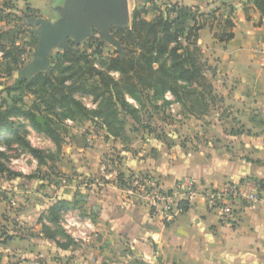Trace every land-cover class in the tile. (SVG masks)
Here are the masks:
<instances>
[{
	"label": "crops",
	"instance_id": "obj_1",
	"mask_svg": "<svg viewBox=\"0 0 264 264\" xmlns=\"http://www.w3.org/2000/svg\"><path fill=\"white\" fill-rule=\"evenodd\" d=\"M43 1L35 5L42 14L48 0ZM68 1L56 3L55 14L64 17ZM128 2L131 21L126 27L137 3L145 5L148 19L171 4L179 8L172 16L183 14L180 8L204 13L218 9L214 28L203 27L198 40L217 100L204 113L188 112L173 102L171 111L180 108L183 118L175 117L170 124L160 118L152 128L138 124L146 127L139 131L127 124L124 138L108 136L106 130L83 121L91 134L79 130L71 138L63 134L60 147L51 140L52 153L45 164L33 157L36 165L12 169L21 176L4 174L0 264H264V203H238L234 219L227 223L199 196L180 203L167 219L128 198L117 177L151 175L165 190L188 177L201 189L249 181L264 197V16L252 0H135L132 11ZM228 16L234 36L223 42L215 32ZM193 24L190 16L181 17L180 26L188 29ZM35 39L38 46L40 30ZM66 48L62 42L49 47L47 68L38 64L42 57L33 54L34 66L21 77L48 70L51 56ZM108 152L116 157L109 164L103 161ZM61 159L59 168L55 165ZM57 168L62 177L55 174ZM78 188L83 193L75 195ZM10 198L20 203L18 210L11 208ZM57 199L78 200L62 210L54 224L46 217ZM44 224L63 233L49 238Z\"/></svg>",
	"mask_w": 264,
	"mask_h": 264
},
{
	"label": "trees",
	"instance_id": "obj_2",
	"mask_svg": "<svg viewBox=\"0 0 264 264\" xmlns=\"http://www.w3.org/2000/svg\"><path fill=\"white\" fill-rule=\"evenodd\" d=\"M252 2L264 16V0ZM6 6L7 0H0V20L3 21L13 14L5 12ZM177 9L171 4L166 11L160 10L159 15L148 19L145 5L137 3L132 11L131 25L113 27L116 38L124 46L121 51L105 55L104 41L94 36L81 44L68 39L69 48L51 56L48 70L30 78L20 77L10 85L1 81L19 68L27 44L25 39L20 42L24 36L18 34V26L6 30L0 28V143L18 141L42 165L46 163L47 155L24 137L25 124L60 147L67 120L91 121L106 130L108 136L124 138L127 117L142 124L141 111L147 112L150 107L160 109L178 102L188 112H206L217 96L206 76L209 67L202 59L199 31L206 25L214 28L212 23L217 19L218 9L204 13L180 8L183 14L172 16ZM182 16H190L193 26L188 29L180 26ZM233 26L228 16L215 35L220 41H228L234 36ZM114 72L119 76L116 77ZM167 93L173 99L168 100ZM27 96L33 98L30 103L26 101ZM82 97H91L96 107L89 108ZM128 98L134 99L137 105ZM3 155L0 151V157ZM4 174L21 176L0 161V176ZM117 177L123 186L124 174ZM77 200L57 199L49 207L46 218L58 224L62 210ZM43 230L49 238L63 233L47 224L43 225Z\"/></svg>",
	"mask_w": 264,
	"mask_h": 264
},
{
	"label": "rangeland",
	"instance_id": "obj_3",
	"mask_svg": "<svg viewBox=\"0 0 264 264\" xmlns=\"http://www.w3.org/2000/svg\"><path fill=\"white\" fill-rule=\"evenodd\" d=\"M30 0H7V6H6V13H13L9 16V18H7L6 21L0 20V28L3 30H6L8 28L15 26H18V34L23 37V40H21L20 42H25L26 40V44H27V52L24 54L23 57V61L20 64L19 68H17L13 75L4 79L3 81H1L2 83H6V85L8 84H12L14 83L19 77H21L23 75V72H28L30 69H28V66H32L31 63L32 60L34 59L33 54H35V50L37 48V43L38 40L35 39L36 34L38 33L39 30H43L41 23H37V20L40 18H44L46 21L52 23V21H55L58 17L59 14H55L54 12V8L53 6L57 3V4H65V0H48L47 3V8L46 10H44V13H40V10L35 8L36 4H40L43 3L45 1H41V0H32L30 2H27ZM130 1V8L131 11L134 7V3L135 0H129ZM30 4L31 7L26 9V5ZM92 3L91 1H88L86 4H84L83 6H86L87 9H89L88 4ZM13 5L14 8H11ZM94 8L96 9L97 6H95L94 4ZM90 10V9H89ZM30 15V16H29ZM131 16H129V18L127 19L126 23L124 24L125 26L128 25L131 21L130 19ZM66 19V16L64 15H60L59 17V21H63ZM115 24H112L108 30H106L104 28V26L101 25H92L89 27V30L87 32V34L85 36H83V34H71L68 35L67 38L70 39H74L75 41H77V39H79V41H81L82 43H84L88 38L94 36L102 41H104V51L105 54H111L114 52L115 49H118L119 46L116 42V40L113 38L112 35V31H113V27ZM65 32H72V31H68L67 29L65 30ZM25 39V40H24ZM34 66V65H33ZM32 66V67H33ZM30 67V68H32ZM3 87V86H2ZM1 87V88H2ZM1 96V95H0ZM32 96H27L26 97V101L28 103H30L32 101ZM82 101L89 107V108H94L96 107V104L93 103V100L91 97H82L81 98ZM172 107L169 104L168 106H163L160 109H154L152 107H150V110H148L147 112L145 110L141 111V119L143 124H139L140 127L144 126L146 124L150 125L149 127H153V125H155L157 123V120L160 118H164L166 120V122L168 124L173 123V120H175V117L178 118H183L184 117V113L180 110V108L176 109L174 112L171 111ZM128 118V128L130 129H137L138 131L142 128H146V127H142V128H138L136 123H134L133 119L130 117ZM27 123V122H26ZM83 123V124H80ZM67 126L64 127V131L63 134L66 135L68 134L66 137L71 138L72 135H75L76 130L82 131L83 133H87L89 134V128H87V124H85L84 122H73L71 120H67L66 121ZM26 126L24 127V130H22V133L24 135V137L29 141L28 137L30 134L35 133L36 137L40 138L44 144L41 148H37V149H41L43 150V154L45 155H51L52 153V144H51V139L48 138L47 136H45L44 134L41 133H37L33 130V128L29 125V124H25ZM156 129V128H154ZM97 129H95V131H97ZM78 133V132H77ZM80 133V132H79ZM91 134V133H90ZM65 137V138H66ZM70 142V141H69ZM67 142V143H69ZM65 143L64 146L67 144ZM32 144V143H31ZM36 148V147H35ZM0 151L4 152V155L0 157V161L6 163V165H8L11 169H17L20 168L21 166H34L36 165L35 163H33V155H31L29 153V151L24 148L23 146H21L18 141L16 140H6V142L4 143H0ZM111 153H107L105 154V158L103 159V161L107 164H109V160H115V156L114 158H112L110 156ZM117 156V155H116ZM120 156H117V158ZM35 159V158H34ZM36 160V159H35ZM13 161H15V166H13ZM37 163V162H36ZM58 166L59 168L61 166H63V160L61 159L58 162ZM59 168H57V170L55 171V174L62 177V170H60ZM54 172V171H53ZM3 178H5L4 176H0V185L3 184L2 180ZM5 180V179H4ZM91 180V179H89ZM60 181V182H59ZM57 183H61V186H63V183L61 182V180H57ZM64 192V190H63ZM83 193L82 189H76L75 195H79ZM9 203L12 209L14 210H18L19 207V202L16 200H14V198H10L9 199Z\"/></svg>",
	"mask_w": 264,
	"mask_h": 264
},
{
	"label": "built area",
	"instance_id": "obj_4",
	"mask_svg": "<svg viewBox=\"0 0 264 264\" xmlns=\"http://www.w3.org/2000/svg\"><path fill=\"white\" fill-rule=\"evenodd\" d=\"M167 95L172 96L170 93ZM122 189L128 198L148 205L167 219L173 217L180 203L193 202L199 196H202L210 207L217 209L220 220L227 223L234 219L233 211L238 203H264V197L249 181L229 184L222 188L201 189L195 179L188 177L180 179L174 189L165 190L156 177L140 173L125 177Z\"/></svg>",
	"mask_w": 264,
	"mask_h": 264
},
{
	"label": "water",
	"instance_id": "obj_5",
	"mask_svg": "<svg viewBox=\"0 0 264 264\" xmlns=\"http://www.w3.org/2000/svg\"><path fill=\"white\" fill-rule=\"evenodd\" d=\"M88 1L92 3L88 4L89 9L83 6ZM68 11L66 19L58 21L52 24L46 20L38 19L37 23L42 24L43 30L41 32L40 44L36 48V54L42 57V61L38 62L41 66L45 65L46 68L49 65L48 51L49 47L62 42L67 48L69 44L67 42V36L71 34H83L85 36L90 26L103 25L106 30L112 25L116 27L124 28V24L129 18V2L128 0H69ZM97 6V8H94ZM72 32H65V30ZM113 38L116 40L119 49H122L121 42L112 33ZM77 44H80L77 39ZM35 70V69H34ZM81 198L87 199L82 196Z\"/></svg>",
	"mask_w": 264,
	"mask_h": 264
},
{
	"label": "clouds",
	"instance_id": "obj_6",
	"mask_svg": "<svg viewBox=\"0 0 264 264\" xmlns=\"http://www.w3.org/2000/svg\"><path fill=\"white\" fill-rule=\"evenodd\" d=\"M28 139L32 143V146L36 148H41L44 144L40 138L36 137L35 133L30 134ZM15 163L16 162L13 161V166H15ZM33 163H35V161H33Z\"/></svg>",
	"mask_w": 264,
	"mask_h": 264
}]
</instances>
